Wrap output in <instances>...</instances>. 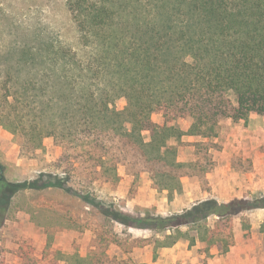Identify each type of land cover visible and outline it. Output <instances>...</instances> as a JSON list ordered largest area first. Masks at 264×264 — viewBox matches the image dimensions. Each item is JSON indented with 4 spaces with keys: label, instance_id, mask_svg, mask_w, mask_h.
I'll return each mask as SVG.
<instances>
[{
    "label": "trees",
    "instance_id": "16d2710c",
    "mask_svg": "<svg viewBox=\"0 0 264 264\" xmlns=\"http://www.w3.org/2000/svg\"><path fill=\"white\" fill-rule=\"evenodd\" d=\"M66 8L82 49L54 33L9 50L15 62L0 86V124L16 136L24 156L33 157L45 137H54L62 147L58 165L67 170L16 183L0 163V225L8 196L56 188L99 207L110 226L170 231L163 247L188 227L209 249L234 216L264 209V196L210 197L169 215L151 209L133 215L72 185L79 173L87 184L117 181L124 166L134 177L149 174L154 188L172 194L189 174L179 160L182 132L175 119L191 118V132L211 138L228 120L264 115V0H66ZM117 96L127 100L123 109ZM154 112L162 113L163 124ZM63 261L135 264L98 247Z\"/></svg>",
    "mask_w": 264,
    "mask_h": 264
},
{
    "label": "rangeland",
    "instance_id": "374dc122",
    "mask_svg": "<svg viewBox=\"0 0 264 264\" xmlns=\"http://www.w3.org/2000/svg\"><path fill=\"white\" fill-rule=\"evenodd\" d=\"M54 33L74 49H82L78 31L66 8V0H0V86L5 80V69L15 62L9 60V50L14 51L13 48L26 42L37 45L41 38L51 40V34ZM126 102L123 96L115 98L119 109H123ZM152 117L158 124L164 123L162 113L154 112ZM227 122L224 130L228 128ZM172 124L182 132L181 138L176 140L180 143L179 154L180 150L187 147L196 155L195 161L185 162L189 174L183 178L193 177L188 187L183 185L182 190L170 194L154 188L149 174L134 177L126 173L124 166L118 168L117 181L103 177L87 184L79 173L74 175L72 185L78 190L90 189L99 200L113 202L117 208L133 215H143L147 209L169 215L178 212L183 205H192L193 199L199 198L202 192L209 189L208 180L215 172V150L223 148L228 138L226 135H217L205 140L193 134L192 119L189 117L177 118ZM260 124L263 129L258 133V138L252 136L240 139L243 147L240 153H234L232 157L233 170L240 176L242 171L248 173L244 176L258 173V187L252 191L245 187L243 189L248 191L242 190L244 195L241 197L248 199L264 196V124ZM144 135L147 139L151 138L149 131ZM61 152L62 147L54 137L47 136L33 157L24 156L16 136L0 124V163L5 167V178L11 182L34 180L41 172L64 174L67 167L58 165ZM253 154L259 160L257 167L253 163ZM227 186L230 194L237 188L233 183ZM181 194L182 199H176ZM7 204L0 225V264H63V258L74 254L87 255L95 247L135 264H153L140 261L137 257L148 250L154 260L160 261L158 250L166 242L165 236L171 233L126 228L120 223L110 226L112 222L107 221L99 207L56 188L23 190L10 199L8 196ZM261 218L264 220V209L234 216L230 229L222 231L216 239L229 233L239 234L241 229L251 230ZM208 222L213 225L216 219L211 218ZM260 229L264 231V221ZM187 230L188 227H182L178 237L191 244L192 236L198 237V231ZM200 242L202 249H205L206 243Z\"/></svg>",
    "mask_w": 264,
    "mask_h": 264
},
{
    "label": "crops",
    "instance_id": "0c3cea01",
    "mask_svg": "<svg viewBox=\"0 0 264 264\" xmlns=\"http://www.w3.org/2000/svg\"><path fill=\"white\" fill-rule=\"evenodd\" d=\"M264 115L252 113L247 121L241 120L233 122L228 120V128L221 130L218 135H226L228 141L224 144L223 148L215 150V172L209 178L208 187L205 192L197 199H193L190 204H194L199 200H204L214 197L219 201H228L230 197H241L244 191H251L256 189L259 185L258 173H252L250 176L242 171L241 176L234 172L232 165V157L234 153H240L242 145L240 139L246 137L258 138V133L263 129ZM205 140L209 138H204ZM255 140V139H253ZM196 155L190 152V149L180 150L179 160L182 162L195 161ZM255 167L259 165V160L256 155H252ZM193 177L188 176L183 178V185H189ZM185 183V184H184ZM236 184L231 194L228 190L227 184ZM248 189H243V188ZM190 188V187H189ZM201 190V189H200ZM244 190V191H242ZM166 191V190H164ZM177 196L176 199H182ZM188 205H183L179 210ZM178 210V211H179ZM263 219H259L251 230H242L239 234L229 233L221 238H218L216 243L209 249H201V242L197 237L195 244H190L187 240L179 239L176 243L168 247H162L158 250L160 253V261H156L151 256L150 251L144 250L137 258L140 261L153 264H264V231L260 228ZM230 241V243H228ZM147 248L149 245L146 246ZM163 258V259H162Z\"/></svg>",
    "mask_w": 264,
    "mask_h": 264
}]
</instances>
